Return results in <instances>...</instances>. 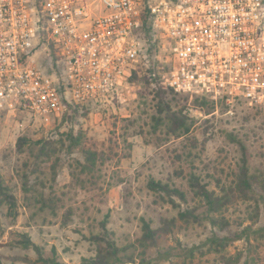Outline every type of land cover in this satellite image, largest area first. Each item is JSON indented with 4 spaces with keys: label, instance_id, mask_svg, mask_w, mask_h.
<instances>
[{
    "label": "rangeland",
    "instance_id": "1",
    "mask_svg": "<svg viewBox=\"0 0 264 264\" xmlns=\"http://www.w3.org/2000/svg\"><path fill=\"white\" fill-rule=\"evenodd\" d=\"M144 44L139 75L131 76L121 98L101 97L89 105L73 102L78 111L67 110L66 105L49 118L0 104V174L18 201L13 213L7 204L0 206L2 264H31L37 258L33 248L19 243L23 234L48 256L56 253L62 261L78 264L96 254L94 237L104 235L103 222L123 249V264H222L206 245L214 231L208 223L186 225L176 219L172 232H160L155 245L141 243L142 218L153 228H162L178 214L148 183L150 179L174 183L193 205L188 179L195 173L220 193L219 186L229 187L235 178L243 156L240 141L251 174H262L264 105L229 111L187 103L184 113L191 127L178 137L168 125L156 123L157 100L142 79L148 69L160 75L167 69V42L153 34ZM41 50L38 62L61 79L49 36ZM47 52L54 57L51 63L45 59ZM20 138L28 143L19 146ZM87 151L97 154L93 170L86 168ZM255 200L261 211L258 225L263 226L260 188ZM254 205V200L239 201L226 214L244 216L247 209L254 211ZM238 250L245 254L241 264H264V239L251 248L238 241L229 253Z\"/></svg>",
    "mask_w": 264,
    "mask_h": 264
},
{
    "label": "built area",
    "instance_id": "2",
    "mask_svg": "<svg viewBox=\"0 0 264 264\" xmlns=\"http://www.w3.org/2000/svg\"><path fill=\"white\" fill-rule=\"evenodd\" d=\"M145 11L167 42L159 76L175 92L229 111L264 105V0H0V104L49 118L65 97L121 98L144 57ZM47 36L59 80L38 62Z\"/></svg>",
    "mask_w": 264,
    "mask_h": 264
},
{
    "label": "trees",
    "instance_id": "3",
    "mask_svg": "<svg viewBox=\"0 0 264 264\" xmlns=\"http://www.w3.org/2000/svg\"><path fill=\"white\" fill-rule=\"evenodd\" d=\"M143 18L142 34L144 40L149 44L151 35L156 34L159 37L160 35L153 30L147 11L144 12ZM153 73L155 71L148 69V73L144 74L142 79L146 87L152 89L157 100V111L154 119L160 125H168L169 129L178 137L187 134L191 127L188 123L189 117L184 113L187 103L191 102L202 108L217 109V104L211 99L194 94L177 93L161 80L159 74L152 76ZM138 75L139 69L134 70L132 79H136ZM64 101L68 107L67 110L78 111V106H75L73 102L66 98ZM219 108L227 110L224 104H221ZM27 143L26 138L19 139V146ZM239 143L243 150V156L236 172H234L235 178L229 187L219 186L220 193L215 189H210L209 184L204 183L199 175L191 174L188 179V185L192 193L193 205H191L187 193L176 184L150 179L148 183L149 189L165 203L177 209L178 214L177 217L166 220L162 228H153L149 220L142 218V244L155 245L159 233L172 232V225H175L176 219H178L186 225H204L208 223L213 228V234L207 239L206 245L209 246L210 251L219 255L222 264H241L243 262L245 257L243 250H238L235 254L229 253V248L238 241L244 242L249 248L254 245H261L264 239V225H258L261 211L259 204L255 200V192L257 188L264 191V171L258 176L251 174L246 147L242 141ZM86 161L87 167H85L93 170L98 161L96 152L87 151ZM252 200L255 201L253 212H249L247 209L244 216L236 218L226 214L232 207L237 206V202L246 203ZM4 204H7L10 213H13L16 211L18 201L0 174V206ZM246 222L247 224H245ZM103 226L104 235L94 237L97 239L96 254L83 258L78 264L125 263V256L122 254L123 249L111 237L105 222H103ZM102 242L105 243V246H103ZM19 243L27 249L33 248L36 252L37 258L31 261V264H68L62 261L56 253L48 256L44 248L35 244L28 234H23ZM181 250H185L184 246ZM0 264H2L1 261Z\"/></svg>",
    "mask_w": 264,
    "mask_h": 264
}]
</instances>
